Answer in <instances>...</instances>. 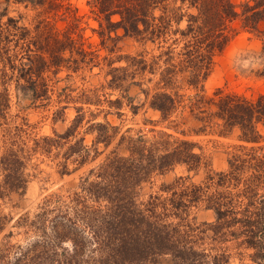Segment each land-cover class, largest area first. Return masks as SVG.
<instances>
[{"label":"trees","instance_id":"trees-1","mask_svg":"<svg viewBox=\"0 0 264 264\" xmlns=\"http://www.w3.org/2000/svg\"><path fill=\"white\" fill-rule=\"evenodd\" d=\"M89 4L101 36L109 32L110 39L118 40L122 31L142 46L111 61L125 64L109 70V85L122 87L130 79L173 132L159 130V139L151 141L142 130L121 132L110 121H99L87 128L95 134L88 145L85 136L76 138L85 118L81 106L64 132L34 139L30 149L18 141V132H10L11 140L0 154V199L26 189L29 151L50 155L58 150L55 156L62 159L59 172L64 177L95 162L117 141L84 172L75 189L52 192L36 212L16 219L17 233L9 230L0 240V264H158L164 256L172 257L174 264H230L227 249L214 243L232 239L238 248L253 249V261L264 264V93L248 97L221 88L212 95L204 91L215 56L240 30L264 33V0H89ZM30 35L14 18L0 19V59L5 67L19 69L5 52L11 42H24L29 52L36 44L52 60L58 58L57 48L46 50ZM27 58L29 74L18 76L35 77L36 61L45 62V54L34 52ZM29 82L24 87L36 93V80ZM127 99L136 113L133 96ZM110 103L119 109L122 104L119 98ZM186 123H192L189 131L181 128ZM235 131L241 143L229 154L227 169L193 182L190 174L208 166V161L203 146L191 136ZM178 166L187 175L176 176L140 199L147 183ZM201 207L215 213L214 223L204 228L193 224L192 214ZM3 223L0 214V232ZM16 234L21 237L14 242Z\"/></svg>","mask_w":264,"mask_h":264},{"label":"rangeland","instance_id":"rangeland-1","mask_svg":"<svg viewBox=\"0 0 264 264\" xmlns=\"http://www.w3.org/2000/svg\"><path fill=\"white\" fill-rule=\"evenodd\" d=\"M233 1L239 3L243 0ZM42 2L43 5H32L28 0H0L2 22L14 18L19 26L29 29L30 36L35 37L37 43L39 40L41 47L46 50L55 47L56 54H59L57 59L52 60L47 51L41 52L36 44L29 52L24 42H20V45L11 42L5 52L14 58L19 69L13 71L10 66L5 67L4 61L0 59V108H4L5 114V117L0 114V154L6 142L11 140L10 132H18V141L26 142L28 149L33 146L34 139L53 136L55 131L64 132L71 125L77 113L76 108L80 106L85 118L77 130L76 138L85 136L88 145L92 144L95 134L88 133L87 128L99 121H110L121 132L128 128H131V134L142 130L151 141L159 139V130L173 132L166 127V122L160 121V113L149 106L140 87L130 85V79L125 80L122 87L113 88L109 85V70L113 66L125 64L123 61L111 65V61L119 54L142 50L139 43L123 36L122 31L118 40L110 39L109 32L101 36V28L89 0ZM112 36H115L114 32ZM263 46L264 33L240 30L224 50L215 56L212 72L205 82V93L212 95L218 88L248 97L264 93ZM34 52L35 55L45 54L47 60L36 61L35 77L18 76L21 72L29 74L26 71L29 63L27 56L34 55ZM31 78L36 80V93L24 87ZM33 93L38 96L34 98ZM127 95L133 96L132 104L137 106L136 113L132 111ZM117 98L122 102L120 109L110 103V100ZM191 125L186 123L181 128L189 131ZM261 131L264 134V126H261ZM191 137L203 146L208 161V166H203L196 174H190L196 183L204 180L209 172L226 170L229 154L241 143L238 131L226 136L204 134ZM116 141L95 162L64 177L59 172L62 159L55 156L58 150L50 155L40 150L29 151L31 158L26 161L25 168L29 179L26 189L0 199V214L4 216L5 226L4 231L0 232V240L9 230L17 233L18 229L13 226L16 219L25 212H36L47 195L59 189L63 193L75 189L84 172L113 150ZM99 148L103 150L104 146L100 145ZM73 168L71 164L70 169ZM179 175H187L181 166L165 175L156 176L144 186L140 199L148 198L150 193L158 191L163 184ZM192 216L193 224L202 228L215 221L214 211L205 207L194 211ZM20 237L16 234L13 241ZM207 241L211 242V239ZM214 244L227 249L231 257L230 264H257L251 258L254 250L238 248L236 240ZM158 264H174V261L172 257L164 256Z\"/></svg>","mask_w":264,"mask_h":264}]
</instances>
